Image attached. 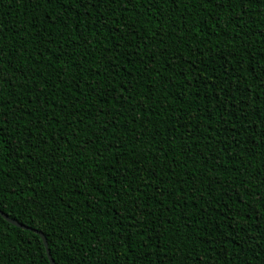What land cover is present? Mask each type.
<instances>
[{
	"label": "trees",
	"instance_id": "16d2710c",
	"mask_svg": "<svg viewBox=\"0 0 264 264\" xmlns=\"http://www.w3.org/2000/svg\"><path fill=\"white\" fill-rule=\"evenodd\" d=\"M0 48V264H50L34 230L55 264H264V0H0Z\"/></svg>",
	"mask_w": 264,
	"mask_h": 264
},
{
	"label": "snow or ice",
	"instance_id": "6c2138e0",
	"mask_svg": "<svg viewBox=\"0 0 264 264\" xmlns=\"http://www.w3.org/2000/svg\"><path fill=\"white\" fill-rule=\"evenodd\" d=\"M40 0H37V3H39ZM44 3H52V0H43ZM68 0H64V3H67ZM74 4L77 5L78 8L82 7L85 11H87L90 8H95L97 4L100 5H109V4H114L118 3L119 0H72ZM131 2V0H129ZM202 4V8L207 9V8H220L223 10L225 4L228 3V0H198ZM239 2H243V0H239ZM249 3L253 2V0H248ZM259 2V0H257ZM0 52H2V48H0ZM4 62V57L3 55H0V66L3 65ZM259 71L261 74H264V58H262L260 61L257 62ZM6 78V73L2 70V67H0V86H2L4 79ZM133 119H135L133 117ZM9 120L6 115V111L3 108V103L0 102V148H3L4 144L8 143V127H9ZM108 125L107 123L104 124L103 129L101 131H107ZM39 130V129H38ZM99 132L97 131H92L91 136L89 137V143H92V138L93 137H99ZM55 139V137H53ZM33 141L35 143V148L33 149L34 151L39 149L40 147V140L36 139L35 137L33 138ZM45 144L48 143V141H44ZM106 147H111L110 145ZM9 149L12 152H15L16 147L13 145H9ZM22 150V149H21ZM79 155V153H77ZM56 154H52V159H56ZM105 159L107 158L106 156L104 157ZM117 166L120 164V160H116ZM127 191V189H125ZM67 264H74V260L69 258L67 261Z\"/></svg>",
	"mask_w": 264,
	"mask_h": 264
},
{
	"label": "water",
	"instance_id": "95a60500",
	"mask_svg": "<svg viewBox=\"0 0 264 264\" xmlns=\"http://www.w3.org/2000/svg\"><path fill=\"white\" fill-rule=\"evenodd\" d=\"M0 216H1L2 218H4L6 221H8L9 223H11V224H13V225H15V226H17V227H21V228H24V229H29V228L25 227L24 225L18 223L17 221H15V220L9 218V217H8L6 214H4L2 211H0ZM34 232H35L36 234H38V235L40 236V238L42 239L43 244H44V247H45V249H46L47 257H48V259H49V261H50V264H55L54 261H53V259L51 258V255H50L49 249H48V247H47V242H46V239H45L44 235H43L40 231H37V230H34Z\"/></svg>",
	"mask_w": 264,
	"mask_h": 264
}]
</instances>
